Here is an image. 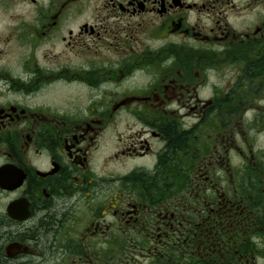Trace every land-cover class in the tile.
I'll use <instances>...</instances> for the list:
<instances>
[{
  "label": "flooded vegetation",
  "instance_id": "flooded-vegetation-1",
  "mask_svg": "<svg viewBox=\"0 0 264 264\" xmlns=\"http://www.w3.org/2000/svg\"><path fill=\"white\" fill-rule=\"evenodd\" d=\"M261 131L264 0H0V264H264Z\"/></svg>",
  "mask_w": 264,
  "mask_h": 264
},
{
  "label": "rangeland",
  "instance_id": "rangeland-1",
  "mask_svg": "<svg viewBox=\"0 0 264 264\" xmlns=\"http://www.w3.org/2000/svg\"><path fill=\"white\" fill-rule=\"evenodd\" d=\"M252 148L258 152L257 154L264 153V131H261L254 136Z\"/></svg>",
  "mask_w": 264,
  "mask_h": 264
},
{
  "label": "trees",
  "instance_id": "trees-1",
  "mask_svg": "<svg viewBox=\"0 0 264 264\" xmlns=\"http://www.w3.org/2000/svg\"><path fill=\"white\" fill-rule=\"evenodd\" d=\"M166 134L168 135V137L170 138V140L173 141V144L175 146L180 144L181 141V137L175 135L174 131H173V127H169V130L166 131Z\"/></svg>",
  "mask_w": 264,
  "mask_h": 264
}]
</instances>
